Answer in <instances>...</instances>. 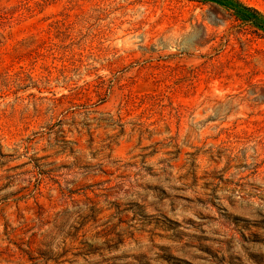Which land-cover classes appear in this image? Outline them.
<instances>
[{
  "label": "rangeland",
  "instance_id": "374dc122",
  "mask_svg": "<svg viewBox=\"0 0 264 264\" xmlns=\"http://www.w3.org/2000/svg\"><path fill=\"white\" fill-rule=\"evenodd\" d=\"M248 14L0 0V264H264Z\"/></svg>",
  "mask_w": 264,
  "mask_h": 264
},
{
  "label": "trees",
  "instance_id": "16d2710c",
  "mask_svg": "<svg viewBox=\"0 0 264 264\" xmlns=\"http://www.w3.org/2000/svg\"><path fill=\"white\" fill-rule=\"evenodd\" d=\"M199 3H219L226 5L229 9L232 11H235L237 9H243L247 11L249 16H246L247 21L251 25L256 26L264 35V12L259 11L258 9L254 7L247 6L246 4H243L241 0H192Z\"/></svg>",
  "mask_w": 264,
  "mask_h": 264
}]
</instances>
